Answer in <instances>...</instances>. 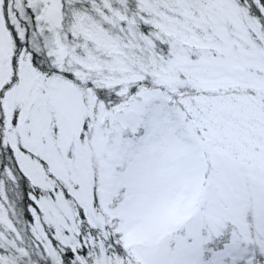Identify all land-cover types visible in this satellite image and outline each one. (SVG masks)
I'll return each mask as SVG.
<instances>
[{
    "label": "snow or ice",
    "instance_id": "6c2138e0",
    "mask_svg": "<svg viewBox=\"0 0 264 264\" xmlns=\"http://www.w3.org/2000/svg\"><path fill=\"white\" fill-rule=\"evenodd\" d=\"M0 264H264V0H0Z\"/></svg>",
    "mask_w": 264,
    "mask_h": 264
}]
</instances>
